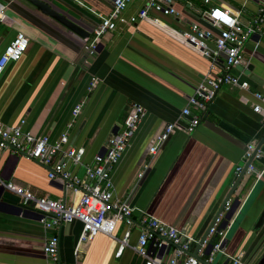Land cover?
<instances>
[{"label":"crops","instance_id":"0c3cea01","mask_svg":"<svg viewBox=\"0 0 264 264\" xmlns=\"http://www.w3.org/2000/svg\"><path fill=\"white\" fill-rule=\"evenodd\" d=\"M77 24L88 35L98 18L111 10L106 0H44ZM5 5L0 22V53L17 31L27 36V47L17 61L7 63L0 72V124L15 126L31 134H45L48 142H61L62 149L83 147L82 162L71 164L60 153L65 169L84 175L83 164L91 165L112 130L120 131L125 111L132 103L144 109L137 131L129 145L110 168L112 199L126 203L167 224L200 237L219 208L234 181V167L241 163L245 144L260 143L261 153L252 160L256 170L264 166V27L259 35L245 42L241 70L233 73L246 79L247 89L223 84L216 92L197 126L190 134L176 129L154 153L150 141L166 123L184 126L180 115L187 97L206 75L221 71V63L210 68L209 60L174 37L169 30L185 29L190 22L216 33L203 14L210 6L238 13L247 24L260 7V0H187L174 7L177 16L158 15L164 26L142 19L116 24L101 34L94 49L80 37L47 16L36 12L25 0H1ZM130 0L123 15L138 7ZM245 71V74L243 73ZM91 78L96 84L86 91ZM83 97L76 117L71 111ZM259 111L253 110V105ZM47 166L10 150H0V178L21 186L35 196L62 199L70 203L73 195L56 177L46 178ZM244 192L228 219L223 242L227 255L239 256L246 264H257L264 253V225L252 230L255 217L264 206V172L255 179L243 175ZM40 213L30 204L22 205L15 192L0 186V264H52L42 252V243L53 232L39 223ZM130 219L129 244L136 241L141 228L140 213ZM126 228L117 222L113 235ZM81 231L77 220L61 223L57 235L55 264H143L130 247L116 257L115 239L96 233L74 254ZM195 248V247H194ZM193 249L192 251H194ZM167 248L162 256L170 255ZM211 264H230L224 254L212 253Z\"/></svg>","mask_w":264,"mask_h":264},{"label":"built area","instance_id":"2783aa9c","mask_svg":"<svg viewBox=\"0 0 264 264\" xmlns=\"http://www.w3.org/2000/svg\"><path fill=\"white\" fill-rule=\"evenodd\" d=\"M106 1L111 4V10L108 13L102 14L90 9L98 18L91 34L83 38L90 49H94L101 34L107 30H113L116 24L135 23L148 19L153 24L164 26L160 23L158 15L177 16L174 4L187 2V0H138L137 9L125 17L123 12L130 0ZM203 1L208 2V0ZM4 7L5 5L0 0V22L4 18ZM203 14L209 23L216 27V33L195 22H190L185 29H171L169 32L207 58L211 69L221 63V71L216 74L208 73L196 84L186 99V105L180 111V115L186 118L185 125L182 127L176 121L164 124L162 130L150 141L149 153H154L157 147L162 145L168 135L176 129L190 134L221 85L231 84L241 89L248 88L247 80L241 79L232 70L241 62L245 42L250 36L259 35L262 32L264 0H260V7L247 24L240 23L237 12L216 6H210L203 11ZM27 42V36L23 32L15 33L0 53V72L7 63L17 61L21 57L26 50ZM96 81L95 78H91L86 87L87 92H91ZM253 96L264 102V97L260 93L255 92ZM84 102L85 97L74 105L71 117L77 116ZM259 109L257 104L253 105V110L259 111ZM143 115L144 109L140 105L132 103L128 106L121 130L108 136L103 151L93 156L91 165L83 164V176H77L65 169L62 161H53V157L60 153L61 157H65L73 165H79L82 162L83 147L61 148L64 134L61 135L59 141L49 143L45 134L34 135L24 131L21 127L23 120L15 126L0 124V150H10L12 153L24 155L47 166L46 178L58 177L63 187L73 195L71 202L65 203L62 199L35 196L23 187L0 178V186L18 194L22 205L30 204L40 213L39 223L45 229L53 231L43 241L42 252L52 264H55L57 262L55 230L61 223L77 220L81 224V231L75 245V255L82 243L90 240L96 233H102L116 240L114 256L118 257L125 247H130L142 259L143 264H211L214 252L224 254L230 264H246L239 256L227 255L224 252L223 242L226 229L221 227V222L229 207L228 201L213 216L203 237H193L167 224L162 219L128 206L117 199L111 201L110 168L118 162L129 145ZM261 121L264 124V117ZM260 155L259 149L255 150L254 144L246 143L241 155V163L234 167L235 175L243 170V175L253 174L255 179L260 178L264 172V166L256 170L252 164V160L258 159ZM134 210L140 213L141 228L137 233L135 243L130 245L129 227L132 225L130 215ZM117 222H123L126 226L118 238L113 235ZM207 245H210V248L208 252H205ZM167 248L171 249L170 255L163 261L162 256ZM193 249H195V255L191 254Z\"/></svg>","mask_w":264,"mask_h":264},{"label":"water","instance_id":"95a60500","mask_svg":"<svg viewBox=\"0 0 264 264\" xmlns=\"http://www.w3.org/2000/svg\"><path fill=\"white\" fill-rule=\"evenodd\" d=\"M36 12L47 16L48 18H50L51 20L55 21L56 23H58L59 25H61L62 27H64L65 29H67L68 31L80 36V37H86L87 36V32L84 31L81 27H79L77 24H75L74 22H72L71 20H69L68 18H66L63 14L55 11L50 3L48 1H44V0H25ZM238 70H241V66L237 65L235 67ZM243 73L245 74V71H243ZM117 132V129L112 130V133ZM109 136V135H108ZM108 138V137H107ZM105 144V143H104ZM104 144L101 148L100 153L103 151L104 149ZM260 143H258L257 145H255V150L259 149ZM34 160V159H32ZM245 179H243V170H241L237 176L235 177L234 181L231 183L227 193L225 194V196L222 199V202L219 206V208L217 209V211L214 213L213 216H215L220 209L224 206L225 202H229V207L228 209L225 211V214L223 216V218L226 220L230 217V215L232 214V212L234 211V209L237 207L238 203H239V198L240 196H242L245 188ZM213 218V217H212ZM264 225V206L262 207V209L259 211V213L257 214V216L254 219V222L251 226L252 230H259L260 228H262ZM208 227V226H207ZM206 227V230H207ZM200 236L203 237L205 235V232ZM210 248V245H207L204 249L205 252H208ZM193 255H195V250L191 253ZM257 264H264V253L259 257Z\"/></svg>","mask_w":264,"mask_h":264}]
</instances>
